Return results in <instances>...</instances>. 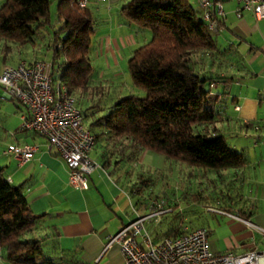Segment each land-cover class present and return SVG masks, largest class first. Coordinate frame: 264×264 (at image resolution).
Returning a JSON list of instances; mask_svg holds the SVG:
<instances>
[{
    "label": "crops",
    "instance_id": "crops-1",
    "mask_svg": "<svg viewBox=\"0 0 264 264\" xmlns=\"http://www.w3.org/2000/svg\"><path fill=\"white\" fill-rule=\"evenodd\" d=\"M126 1L100 0L86 6L90 15L94 13L101 16L104 22L103 33L92 43L91 35L92 46L89 44V51L102 59L106 71L112 69L110 75L114 78L122 75L120 62L128 58L133 46L148 37L119 15V8ZM192 1L191 6L195 4L193 8L201 18L203 10L198 4L199 0ZM220 2L222 14L217 18V31L225 34L223 43L233 45L234 41H238L244 51L238 45L236 58L225 59V63L214 68V58L217 61L223 59L218 56L221 50L213 38L216 51L198 52L200 60H203L198 65L194 57L195 68L199 74L216 77L211 82L214 84L211 95L216 97V103L221 104L216 110L218 116L213 127L225 140L228 134L234 138L241 136L242 141L240 139L239 142L227 144L234 151L239 149L236 152L242 154L244 163L236 169L202 171L214 174L216 178L212 184L214 189L210 204H203L205 215H199L201 219L198 224L181 223V219L188 220L186 214L180 215L184 212L181 207L176 214L172 213V205L181 203L179 198H172V202L165 200L168 211L159 217L164 215L170 216L168 219H175L176 215L175 222L164 225L169 228L173 225L181 230L203 227L208 233L210 252L229 251L238 255L247 251H264V40L258 45L260 39L253 37L256 32L264 33V25L260 24L264 18L254 19L248 11H241L237 15L234 0ZM33 58L27 62L37 60ZM205 59L208 63L204 62ZM19 61L24 60L19 58L15 64H3L1 60L0 70L4 66H14ZM233 61L236 64L230 63ZM244 61L248 62L247 69L243 65ZM90 83L91 76L88 85ZM75 103L78 106L76 98ZM19 110L22 107L17 108L15 102L0 97V167L9 183L21 186L31 212L43 215L26 237L40 239L37 231H45L44 240L49 243L46 255L59 258L66 264H120L121 255L117 244L103 249L106 237L136 216L149 213L148 203L151 199L158 201L150 192L145 198L141 197L140 202L135 199L141 189L152 185L150 179L143 175L139 178L138 173L132 176V168L128 169L131 164L137 165L139 159L142 160L138 156L142 149L128 137L107 133L104 128L93 123L96 118L90 119L87 129L96 134V140L89 157L96 167L86 178V188L75 189L67 183L65 164L46 148L45 140L31 131L19 129ZM13 144H32L36 149L26 162L17 165L6 152L7 147ZM200 202L205 201L201 199ZM40 240L42 242V238Z\"/></svg>",
    "mask_w": 264,
    "mask_h": 264
},
{
    "label": "trees",
    "instance_id": "trees-1",
    "mask_svg": "<svg viewBox=\"0 0 264 264\" xmlns=\"http://www.w3.org/2000/svg\"><path fill=\"white\" fill-rule=\"evenodd\" d=\"M50 2L3 0L0 38L17 46H32L39 28L50 26ZM119 15L150 33L148 41L132 49L125 61L131 85L143 96L115 100L93 123L112 136L128 137L140 149L190 166L211 171L241 167L244 158L240 152L234 151L222 135L206 133V127L218 116L213 103L216 97L208 88L216 77L199 74L194 55L215 52L216 45L188 0H127ZM55 18L57 24L46 44L51 52L50 76L53 85H62L72 95L75 90H84L90 80L93 20L88 9L77 7L75 0H57ZM93 137L95 141L96 134ZM42 216L31 212L21 186L9 183L0 167L3 264H66L59 258L43 257L41 240L26 237ZM153 231L149 234L152 240L185 232L174 225Z\"/></svg>",
    "mask_w": 264,
    "mask_h": 264
},
{
    "label": "built area",
    "instance_id": "built-area-1",
    "mask_svg": "<svg viewBox=\"0 0 264 264\" xmlns=\"http://www.w3.org/2000/svg\"><path fill=\"white\" fill-rule=\"evenodd\" d=\"M100 0H75L79 8ZM236 13L250 12L254 19L264 18V0H234ZM201 19L209 33L218 29L222 14L220 0H199ZM50 62L19 61L0 70L1 98L17 103L20 130H28L45 140L46 148L53 151L67 168V183L75 189L86 188V178L96 167L89 157L94 144L93 134L83 126L82 115L75 98L50 76ZM214 84L209 83V94ZM36 149L32 144H13L6 152L17 165L26 162ZM7 180V179H6ZM8 181V180H7ZM9 182V181H8ZM150 212L136 216L106 237L103 249L117 244L120 264H264V251L233 254L229 251L212 253L208 249V233L203 227L185 229L175 237L165 236L152 240L144 222L166 213L162 199L149 203Z\"/></svg>",
    "mask_w": 264,
    "mask_h": 264
},
{
    "label": "rangeland",
    "instance_id": "rangeland-1",
    "mask_svg": "<svg viewBox=\"0 0 264 264\" xmlns=\"http://www.w3.org/2000/svg\"><path fill=\"white\" fill-rule=\"evenodd\" d=\"M192 2H193L192 0H189L190 4ZM55 3L56 0H51L48 8L50 26L39 28L38 32L33 38L32 47L26 45L17 46L6 39L0 38V66H1V60L3 61V64H15L19 58H21L25 62H27V60H29L32 57H34L33 59L37 58V60H44L50 62L51 52L50 49L46 48V44L49 41L50 35L52 34V31L55 29V24L57 22L55 18ZM193 7H196L195 4H193ZM91 18L93 20V25H92L93 35L91 38V43H92V41H94L99 34L103 33L104 22H103V17L98 16L94 13L91 15ZM260 24L264 25V20H262ZM140 31L146 33L148 37L144 42L143 41L137 42L136 45L133 46V48H136L137 46L145 43L149 39L150 36L149 30L140 29ZM210 34L217 42L218 44L217 47H219V49L221 50L218 56L222 57L223 59V61L222 60L217 61L214 58V61H216L215 62L216 65L214 64L215 66L214 68H216V66H219L218 64L225 63L226 62L225 59L236 58L237 55L235 53V50L238 45H240L242 51H244L241 44H239L238 41H234L233 45H228L227 42L223 43V37L225 36V34L221 33V31H217L216 33L211 32ZM253 37L254 38L258 37L260 39V42L257 43L258 45H260L264 40V33L259 34L256 32V34H254ZM219 44L221 45V47L219 46ZM90 45L92 46V44ZM7 47L10 48L8 49ZM88 56L90 60V65L92 66V71H91L92 84L90 83L91 85L89 84L87 86L88 88L84 90L78 89L72 93V96L76 98L78 105L77 107L81 111L82 122L85 128H88L90 119L104 115L107 112L109 105L115 100L128 95L143 96V92L133 87L130 83V78L125 67L126 59L123 62H120L119 65L122 75L118 76L117 78H114L110 75L112 69H110L109 72L106 71L102 59L100 57H97L95 52H92L90 50ZM3 57H5V59H3ZM194 57H196L197 63L198 65H200L201 60L203 59L200 60L199 58L200 55L198 54L194 55ZM201 58H203V56H201ZM207 59L209 60L210 58ZM207 59L204 60L205 63H208L206 62ZM230 63L236 64L235 61ZM240 63L238 64V66H240ZM247 64H248L247 61L243 63L246 69L249 67L247 66ZM211 65L213 64L211 63ZM206 67L207 66H205V68ZM103 70L105 72L102 75H99ZM205 87H207L206 84ZM209 100L211 101V96L209 97ZM213 103L215 110H217L221 103L219 102L217 103L213 102ZM214 124L215 122L206 127L207 130L206 133L209 136L218 134L214 130L215 127ZM217 126L219 127V124H217ZM227 136L228 137L226 139V142L229 144H232L233 141L239 142L240 139L242 141L241 136H239L240 138L229 137L230 134H228ZM100 143L101 140L98 141V145H100ZM236 151H239V149H236ZM138 156L142 160L139 159L137 165L131 164V166H129L128 169L132 168L131 170L132 176H135L138 173L139 178H141V175H143L144 178L150 179L152 185L150 187H144L143 189H141V192H139V194H136L135 199H137L140 202L141 201L140 198L141 197L145 198L146 195L149 194V192L157 200H159V197L164 199L165 203L167 200H168L167 202H172L171 201L172 198H179L181 203L180 204L175 203L176 205L174 204L172 205L174 207L172 213L176 214L178 212V209H180L181 207L184 210V212H181L180 215H183L184 213L188 218L187 221L186 220L183 221V219H181L180 220L181 223L185 225L194 224V223L198 224L201 219L199 215L200 216L205 215L206 208L204 207L203 204H210V195H212V191L214 189L213 188L214 185L212 186V184L215 183L214 179L216 178V176L214 174L210 175L209 173L202 172L206 170L204 168L190 166L182 162L174 161L166 158L162 154L154 153L145 149H142L141 152H139ZM133 180L131 181L132 183L134 182ZM199 197H201V199L205 202L201 203L200 202L201 199ZM151 200L153 201L155 199H151ZM143 202L144 201H142V204ZM140 209L141 207H139L138 209L139 212ZM162 217L165 216L162 215ZM162 217L160 218L158 215L155 216L154 219L150 218L149 220H146L144 222V227L146 230H148L147 232L149 234L154 233L155 231L153 230H157L158 228L159 230L164 229V227H166L164 225H166L167 222L170 220L174 222L176 221V215H175V219L172 218L168 219L170 216L165 218ZM37 234L42 238L41 251L44 254V255L42 254L43 257H51L50 255H46L49 243L44 240L45 231H37ZM53 256L55 255L53 254Z\"/></svg>",
    "mask_w": 264,
    "mask_h": 264
}]
</instances>
